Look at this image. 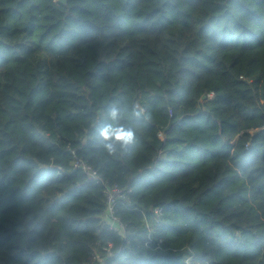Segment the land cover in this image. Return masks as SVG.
<instances>
[{"label":"trees","instance_id":"1","mask_svg":"<svg viewBox=\"0 0 264 264\" xmlns=\"http://www.w3.org/2000/svg\"><path fill=\"white\" fill-rule=\"evenodd\" d=\"M113 101L149 119L109 154ZM72 150L132 190L125 238ZM109 243L107 264H264V0H0V264Z\"/></svg>","mask_w":264,"mask_h":264},{"label":"clouds","instance_id":"2","mask_svg":"<svg viewBox=\"0 0 264 264\" xmlns=\"http://www.w3.org/2000/svg\"><path fill=\"white\" fill-rule=\"evenodd\" d=\"M105 119L109 122L98 129V143L109 154H114L136 144V129L149 119V115L139 103L129 107L126 103L113 101L105 109ZM125 120L131 126L126 125Z\"/></svg>","mask_w":264,"mask_h":264},{"label":"built area","instance_id":"3","mask_svg":"<svg viewBox=\"0 0 264 264\" xmlns=\"http://www.w3.org/2000/svg\"><path fill=\"white\" fill-rule=\"evenodd\" d=\"M71 154L74 158L73 162V168L75 170L81 171L85 173L90 180L95 181L97 184H101L104 188V194L107 199V211L106 214L109 217L107 223L109 225V229L113 232H118L119 235L126 237L127 234V225L124 224L121 219L117 216L115 211V204L118 199L124 198L127 193H131L132 190L127 189H120L118 187H112L108 185L106 182L99 179L96 170L86 161H84L82 158L77 156V153L75 150L71 151ZM153 213L156 220L159 221L163 217L164 210L162 208H153L148 211V213ZM145 211L142 212L144 215L146 223L148 222V216ZM162 242V241H160ZM125 251V246H121L117 248V250L114 248L113 243H109L107 246L103 247V252L105 254V258H100L99 256L95 257V260L91 264H107L109 259L115 258L117 255L122 254ZM189 263V261H188Z\"/></svg>","mask_w":264,"mask_h":264},{"label":"rangeland","instance_id":"4","mask_svg":"<svg viewBox=\"0 0 264 264\" xmlns=\"http://www.w3.org/2000/svg\"><path fill=\"white\" fill-rule=\"evenodd\" d=\"M208 97L211 99V98L213 97V95H209ZM207 99H208V98H206V99H201V103H205V102L207 101ZM160 138L165 139V136H164L163 134H160Z\"/></svg>","mask_w":264,"mask_h":264},{"label":"water","instance_id":"5","mask_svg":"<svg viewBox=\"0 0 264 264\" xmlns=\"http://www.w3.org/2000/svg\"><path fill=\"white\" fill-rule=\"evenodd\" d=\"M60 2H62L63 4H66L67 0H59ZM202 99H206V96H203Z\"/></svg>","mask_w":264,"mask_h":264}]
</instances>
